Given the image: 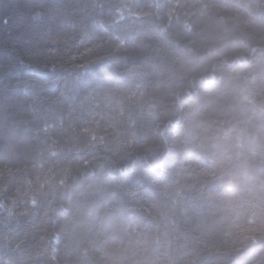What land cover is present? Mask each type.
<instances>
[{"label":"trees","instance_id":"16d2710c","mask_svg":"<svg viewBox=\"0 0 264 264\" xmlns=\"http://www.w3.org/2000/svg\"><path fill=\"white\" fill-rule=\"evenodd\" d=\"M262 225L264 0H0V264H264Z\"/></svg>","mask_w":264,"mask_h":264},{"label":"clouds","instance_id":"9594fccd","mask_svg":"<svg viewBox=\"0 0 264 264\" xmlns=\"http://www.w3.org/2000/svg\"><path fill=\"white\" fill-rule=\"evenodd\" d=\"M99 46H97L98 48ZM88 51H92V49H89ZM257 231L260 232V235L261 236H264V225H262L259 229H257Z\"/></svg>","mask_w":264,"mask_h":264}]
</instances>
